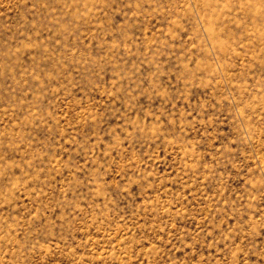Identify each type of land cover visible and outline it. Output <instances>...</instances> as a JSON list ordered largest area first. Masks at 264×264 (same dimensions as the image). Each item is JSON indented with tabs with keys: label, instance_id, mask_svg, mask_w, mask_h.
I'll list each match as a JSON object with an SVG mask.
<instances>
[{
	"label": "rangeland",
	"instance_id": "rangeland-1",
	"mask_svg": "<svg viewBox=\"0 0 264 264\" xmlns=\"http://www.w3.org/2000/svg\"><path fill=\"white\" fill-rule=\"evenodd\" d=\"M0 264H264V0H0Z\"/></svg>",
	"mask_w": 264,
	"mask_h": 264
}]
</instances>
